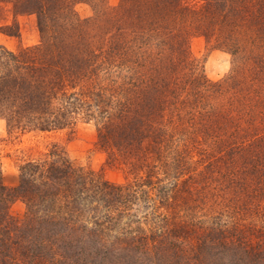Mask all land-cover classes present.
<instances>
[{"label":"trees","instance_id":"trees-1","mask_svg":"<svg viewBox=\"0 0 264 264\" xmlns=\"http://www.w3.org/2000/svg\"><path fill=\"white\" fill-rule=\"evenodd\" d=\"M5 2L39 35L0 45L8 133L92 123L123 182L56 143L13 188L0 162V264H264V0ZM0 33L18 37L17 23ZM194 38L230 57L222 79L191 56Z\"/></svg>","mask_w":264,"mask_h":264},{"label":"rangeland","instance_id":"rangeland-1","mask_svg":"<svg viewBox=\"0 0 264 264\" xmlns=\"http://www.w3.org/2000/svg\"><path fill=\"white\" fill-rule=\"evenodd\" d=\"M119 0H108L110 6L118 4ZM80 18L92 15L90 7L78 4L75 7ZM17 23L18 37H10L0 33V45L10 51L30 47L39 43V35L34 15L14 16L11 4H0V27ZM189 50L196 60L203 61V70L211 81H218L230 68V57L217 49L207 46L202 38L190 41ZM96 132L92 123H78L73 130L65 129L56 132H20L9 134L5 122L0 120V162L2 182L7 188H13L18 183V168L27 160L38 159L41 153L48 151L52 144L62 147L66 156L76 166L101 173L103 177L114 183L123 182V175L116 168L105 164V155L96 146ZM11 216L20 218L25 212V206L19 200L12 203Z\"/></svg>","mask_w":264,"mask_h":264}]
</instances>
